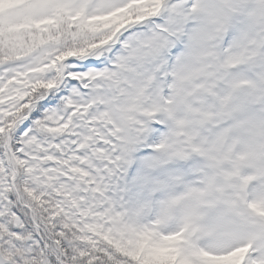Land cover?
I'll list each match as a JSON object with an SVG mask.
<instances>
[{"label":"snow or ice","instance_id":"obj_1","mask_svg":"<svg viewBox=\"0 0 264 264\" xmlns=\"http://www.w3.org/2000/svg\"><path fill=\"white\" fill-rule=\"evenodd\" d=\"M0 264H264V0H0Z\"/></svg>","mask_w":264,"mask_h":264}]
</instances>
